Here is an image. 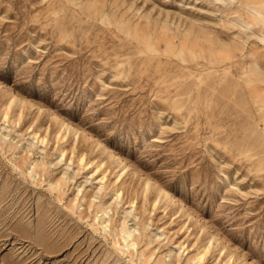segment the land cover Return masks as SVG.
Returning a JSON list of instances; mask_svg holds the SVG:
<instances>
[{
  "label": "rangeland",
  "instance_id": "rangeland-1",
  "mask_svg": "<svg viewBox=\"0 0 264 264\" xmlns=\"http://www.w3.org/2000/svg\"><path fill=\"white\" fill-rule=\"evenodd\" d=\"M261 260L264 0H0V264Z\"/></svg>",
  "mask_w": 264,
  "mask_h": 264
},
{
  "label": "bare ground",
  "instance_id": "bare-ground-1",
  "mask_svg": "<svg viewBox=\"0 0 264 264\" xmlns=\"http://www.w3.org/2000/svg\"><path fill=\"white\" fill-rule=\"evenodd\" d=\"M132 229H133V228H132ZM126 230H127V229H126L125 227L122 228V232H123V233H125ZM130 231H131V230H130ZM132 245H133V247H134L135 244L133 243Z\"/></svg>",
  "mask_w": 264,
  "mask_h": 264
},
{
  "label": "snow or ice",
  "instance_id": "snow-or-ice-1",
  "mask_svg": "<svg viewBox=\"0 0 264 264\" xmlns=\"http://www.w3.org/2000/svg\"><path fill=\"white\" fill-rule=\"evenodd\" d=\"M12 239H14V237H13ZM260 264H264V260H261V261H260Z\"/></svg>",
  "mask_w": 264,
  "mask_h": 264
}]
</instances>
